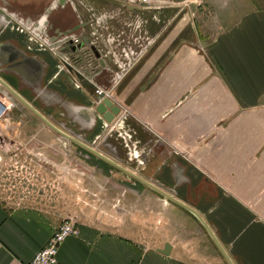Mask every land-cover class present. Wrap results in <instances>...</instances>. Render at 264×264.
I'll return each instance as SVG.
<instances>
[{
	"label": "crops",
	"instance_id": "0c3cea01",
	"mask_svg": "<svg viewBox=\"0 0 264 264\" xmlns=\"http://www.w3.org/2000/svg\"><path fill=\"white\" fill-rule=\"evenodd\" d=\"M0 94V264H264V0H0Z\"/></svg>",
	"mask_w": 264,
	"mask_h": 264
},
{
	"label": "built area",
	"instance_id": "2783aa9c",
	"mask_svg": "<svg viewBox=\"0 0 264 264\" xmlns=\"http://www.w3.org/2000/svg\"><path fill=\"white\" fill-rule=\"evenodd\" d=\"M132 4H137L141 6H152L162 3V0H125ZM77 43L78 40H75ZM65 64H70L67 58H63ZM95 94L97 97L96 102L101 103L104 98H108L109 92L103 90L100 87L95 88ZM14 107V103L9 101L6 102L1 98L0 94V134L3 132V120L7 118L10 111ZM2 154L0 152V163L2 162ZM79 228L77 226V220L73 217H67L60 222L57 226L53 236L46 244L40 249L32 260L28 264H60L58 260V249L59 246L70 236H76L79 234Z\"/></svg>",
	"mask_w": 264,
	"mask_h": 264
},
{
	"label": "rangeland",
	"instance_id": "374dc122",
	"mask_svg": "<svg viewBox=\"0 0 264 264\" xmlns=\"http://www.w3.org/2000/svg\"><path fill=\"white\" fill-rule=\"evenodd\" d=\"M6 119L7 118L3 120V130H5L7 126ZM0 135H2V133ZM10 168L11 167H9V164L6 163L5 160L0 163V197L4 198L6 202L12 205H19L24 201L21 197L37 193L38 187L35 185L37 181L33 180L35 177L29 172H17L20 174L12 176ZM50 189L54 190V187H50ZM68 215H70V217L73 216V214Z\"/></svg>",
	"mask_w": 264,
	"mask_h": 264
},
{
	"label": "water",
	"instance_id": "95a60500",
	"mask_svg": "<svg viewBox=\"0 0 264 264\" xmlns=\"http://www.w3.org/2000/svg\"><path fill=\"white\" fill-rule=\"evenodd\" d=\"M110 109V110H108ZM97 110L99 111V113L103 114L104 115V118L106 121L110 122L112 121V119L114 118V116L116 114L119 113V107L117 105L114 104V102L109 99V98H104L102 100L101 103H99V105L97 106ZM40 115V114H39ZM41 116V115H40ZM46 122H48L43 116H41ZM48 124H50L48 122ZM51 125V124H50ZM138 178V177H137ZM140 179V178H138ZM144 181V180H142ZM146 182V181H144ZM147 183V182H146ZM155 188V187H154ZM158 192L164 194L165 196H167L169 198V200H173V202H176L177 204L191 210L192 212H194L196 214V212L194 210H192L191 208H189L188 206H186L185 204L179 202L177 199H175L174 197H172L171 195L163 192L162 190H160L159 188H155ZM220 246V244H218ZM222 249V248H221ZM171 250V245L169 243H166L164 248L161 249L160 251L165 253V254H168ZM222 252L224 253V255L226 256V258L228 259V261L231 263V260L229 259V257L227 256V254L224 252V250L222 249Z\"/></svg>",
	"mask_w": 264,
	"mask_h": 264
},
{
	"label": "bare ground",
	"instance_id": "6f19581e",
	"mask_svg": "<svg viewBox=\"0 0 264 264\" xmlns=\"http://www.w3.org/2000/svg\"><path fill=\"white\" fill-rule=\"evenodd\" d=\"M21 100V99H20ZM8 130V129H7Z\"/></svg>",
	"mask_w": 264,
	"mask_h": 264
}]
</instances>
